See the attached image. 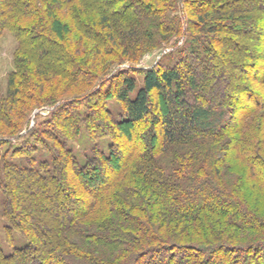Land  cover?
I'll list each match as a JSON object with an SVG mask.
<instances>
[{"label":"trees","instance_id":"obj_1","mask_svg":"<svg viewBox=\"0 0 264 264\" xmlns=\"http://www.w3.org/2000/svg\"><path fill=\"white\" fill-rule=\"evenodd\" d=\"M188 1L106 0L112 9L100 10L91 0H0V36L9 31L16 42L0 98V216L10 247L0 238L2 259L26 260L38 249V226L20 215L12 192L23 173L38 188L68 178L72 191L56 192L70 198L76 190L82 203L60 221L48 254L28 264H213L219 250L262 247L264 238L244 244L229 231L264 236L244 197L264 187V70L249 65L257 86L242 88L227 69L210 79L203 70L228 61L235 31L226 22L250 20L232 8L240 0ZM155 48L167 57L154 66L113 68L114 58L133 63ZM76 86L91 90L60 98ZM161 100L168 110L158 114ZM131 123L147 124L142 148L119 158L113 127Z\"/></svg>","mask_w":264,"mask_h":264},{"label":"rangeland","instance_id":"obj_2","mask_svg":"<svg viewBox=\"0 0 264 264\" xmlns=\"http://www.w3.org/2000/svg\"><path fill=\"white\" fill-rule=\"evenodd\" d=\"M181 1L187 2L188 0H181ZM260 1L261 0H240L235 5H233L232 8L238 10L243 17L244 16L249 17L250 22H248V24L245 25L244 27L242 25H239L238 21H236L235 24L226 22L227 23L226 27L232 25V28H234L235 34L233 35V37H235V43H233L230 46V50L228 51L230 53L228 57V61L224 63V65H220L219 68H214L215 69L214 71H212V69L208 67L203 68V70L208 73L209 79H210L209 76H214V73L215 72L217 73V69L218 70L227 69L228 75L233 76L230 79L232 85H237V86L240 85L241 88L243 87V85L246 86L249 84L251 85L253 84L257 86L254 80L249 79L248 76L251 75L247 72L246 69L250 65V66H254L253 71L258 72L260 69L264 70V60L261 57H259V56L262 57L264 56V8L263 7L255 8L253 6L254 4L260 3ZM91 2L93 6L99 8L100 10L112 9V6H109L106 0H94V1L91 0ZM189 5L190 4L188 1V6L186 7L187 11L188 9H190ZM180 7H182V5ZM225 9L228 10V7H225ZM251 9H253L252 12H250ZM126 13L128 14V12ZM189 18L194 19L193 16H189ZM231 19H232V14L230 15V17L227 18L226 21H229ZM117 22L119 23L120 20ZM185 36L187 37L188 35L185 34ZM183 38L184 36H181L180 39H178L179 41L177 42L178 43L177 46L181 44ZM175 40L176 39H172L165 44L163 43L164 46L167 48L165 49L166 52H168L173 46V44H175ZM15 48H16V42L13 34L5 30L0 36V98L5 94L6 91L7 76L9 72L14 69L13 54ZM220 48L221 50H219L218 48L216 49L218 55L220 54L222 55L226 52L224 45ZM165 51L159 52V48L152 49L150 51L141 54V56L138 57L137 60L133 63L126 61V59L123 60L122 63H120L121 61H118V59L114 58L112 61H114L116 64L114 63L115 66L113 68L115 70L117 68L120 69L128 68L130 70H135L137 72L140 69L154 66L156 61ZM162 57L166 58L167 53H164ZM196 69L198 73L202 71L201 67H197ZM221 78L225 79L223 77ZM116 79L117 77L113 78L112 82H115ZM88 89L89 88H87V90ZM87 90L86 88H81L78 86L72 87L66 93H64L60 98L63 97L64 99H66V98L75 97L77 96L78 93L80 94V92L83 93ZM229 91L225 90L224 96H228ZM237 95H239V93L232 94V96H237ZM242 96L246 97L244 95ZM109 102H111L110 105L112 107L116 108L114 98H111ZM160 105H161L160 108L155 110L158 114H161L162 112L168 110L167 104L164 102V100L160 101ZM240 107L241 105L238 106L234 114H237L240 111L241 109ZM92 110H95V108H92ZM40 112L42 114L47 113L46 109H43V111ZM35 113L36 110L32 113L30 126L33 125V118L35 116ZM260 115L261 114L258 113L255 116L259 118ZM14 120L19 121V119L16 117H14ZM146 125L147 124L145 123H131L126 127L125 131H122L116 126L113 127V129L121 136L120 143L118 142L119 143L118 149L120 150L119 158L124 156L126 153H128V151H132L134 148L135 149L142 148L141 140L138 135L142 133V131L146 128ZM155 127L157 132L160 131L162 124L159 120L156 123ZM127 134L130 135L129 139H126L125 137L127 136ZM260 137L264 140V130L260 133ZM90 145L91 143L89 141H86L83 146L79 145V147L82 148V151H84L88 149ZM263 145H264V141H263ZM263 151L264 150L262 149L261 154L264 157ZM80 160L81 162L84 161V155L81 154ZM262 171L264 173V170ZM106 172L107 173L105 174V176L108 178L113 174L111 169ZM26 177H27L26 174L23 173L22 178H20L19 180H14V179L11 180L13 182L12 192H13V196L19 198L18 208L20 210L19 211L20 215L23 216L24 220L30 221L32 224L38 226V230H39L38 244H37L38 249L34 250V252L29 253L26 260L15 261L16 258L2 259L0 257V264H28L29 257H33V258L37 257L38 259H40L43 255L48 254L49 249L54 243L55 230L56 228H58L60 221L66 215H68V213L73 207L82 206L81 202L78 203L76 202V198L79 197V194L76 190L73 191L74 192L73 196H71L70 198L68 197L67 194L56 192V189L54 188L56 186L59 187L63 186L64 191L66 193L68 191L69 192L72 191V189H68L67 187V184H69V182L67 181L68 178L67 180L63 179V181L56 179L52 181V179L48 178L44 180L45 185L51 184V186L49 188L48 187L38 188V186L35 185L33 180L28 181ZM64 180H66V182ZM244 197L250 203V206L255 209L256 214L261 218L260 223H256V225L264 229V187L254 186V188L251 189L249 188L247 191L244 192ZM4 223H5L4 220L0 216L1 244L4 250L6 252H9L10 247L3 241L2 226L4 225ZM229 232L230 235H233V238L236 239L237 242H243L244 244L253 242L254 239L264 238V236L252 231H236L234 229H231ZM42 240L44 244L40 242ZM262 243L264 244V242ZM24 244H25V240L20 236H16L14 245L21 247ZM263 244L262 247H258L254 249L240 248L238 250H235L234 248L231 247L230 249L219 250L217 252L218 253L217 260L216 262L214 261L213 264H246V262L244 261L241 263V259L245 260V257L249 261L247 264H264Z\"/></svg>","mask_w":264,"mask_h":264}]
</instances>
